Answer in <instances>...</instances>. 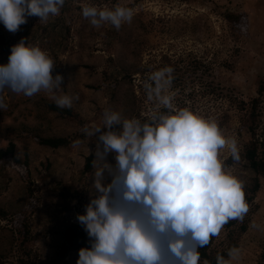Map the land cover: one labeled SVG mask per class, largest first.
Masks as SVG:
<instances>
[{
    "label": "rangeland",
    "instance_id": "1",
    "mask_svg": "<svg viewBox=\"0 0 264 264\" xmlns=\"http://www.w3.org/2000/svg\"><path fill=\"white\" fill-rule=\"evenodd\" d=\"M69 1L67 11L60 15L62 20L50 16L47 23H41L33 16L20 29L35 31L33 43L47 50L58 67L53 75L64 77L62 92L78 97L71 109L83 123L45 111L43 103L52 100L44 91L32 97L7 88L0 93L7 104V109L0 110V148L13 141L14 155L26 158L29 172L23 180L7 160L0 169V207L14 214L0 220V264H15L8 249L12 238L18 240L11 232V220L22 212L28 219L32 241L27 246L34 250L35 264H76L79 250L70 251L61 261L56 260L55 252L61 241L58 231L65 222L82 229L75 216L85 211L90 200L96 139L87 137L82 129L102 125L105 110L122 111L125 117L137 112L147 115L154 104L147 100L143 83L160 64L174 69V103L181 107L190 104L216 118L240 150L248 139L236 105L255 94L256 82L264 76V0ZM116 4L134 11L131 22L123 23L119 30L111 24L95 27L82 15V5L112 8ZM226 13L232 15L231 21ZM15 34L6 32L11 38ZM39 36L46 41L41 42ZM126 72L131 73L129 80ZM261 109L260 126L264 124V96ZM28 131L74 140L69 147L52 149L37 144ZM77 140L81 143L74 147ZM88 155L91 165L86 170ZM224 155L226 163L234 165L248 184L250 172L243 162L234 164L227 149ZM254 204L255 211L238 240L241 258L234 264H256L260 259L264 181ZM224 242L222 230L210 246L221 248Z\"/></svg>",
    "mask_w": 264,
    "mask_h": 264
},
{
    "label": "clouds",
    "instance_id": "2",
    "mask_svg": "<svg viewBox=\"0 0 264 264\" xmlns=\"http://www.w3.org/2000/svg\"><path fill=\"white\" fill-rule=\"evenodd\" d=\"M64 4L0 0V22L16 33L29 17L47 23L59 16ZM82 15L95 27L111 24L119 30L134 11L121 4L82 5ZM55 65L38 42L22 37L11 46L7 63L0 64V93L7 88L32 97L44 91L58 108H71L78 97L62 92L64 77L53 75ZM173 72L165 66L144 81L154 107L143 118L105 110L102 125L82 129L95 137L96 147L90 200L75 216L87 235L76 264H201L200 249L249 212L245 181L224 155L227 149L234 164L240 162L237 141L216 118L174 103ZM2 109L7 104L0 95ZM227 257L218 253L215 264H234L241 249L229 248Z\"/></svg>",
    "mask_w": 264,
    "mask_h": 264
},
{
    "label": "trees",
    "instance_id": "3",
    "mask_svg": "<svg viewBox=\"0 0 264 264\" xmlns=\"http://www.w3.org/2000/svg\"><path fill=\"white\" fill-rule=\"evenodd\" d=\"M70 1L65 0L61 12L67 11ZM60 15L53 17V20H62ZM225 17L231 21L233 18L230 13H226ZM236 19V18H235ZM9 32L2 22H0V64H5L10 55L11 46L18 43L20 39L28 38L29 41L34 42L35 31L30 28H24L16 32L13 38L6 36ZM40 37L41 42H45L46 38ZM169 64H160L159 69ZM171 67V66H170ZM55 68H58L55 66ZM142 73V72H141ZM174 74V72H173ZM130 72L124 73V76L130 79ZM264 96V76L257 80L255 94L250 96L247 100H239L236 109L240 112V122L244 130L248 134L247 141L243 144L240 155L243 167L248 170L249 183L245 184V196L249 203V212L242 222L230 221L224 226L222 230L225 231V242L221 248L211 247V241L206 248H201V263L203 260L210 261V264H215V257L219 253L227 259V250L233 246L238 247V240L240 235L247 229L250 217L255 211L256 204L254 198L259 191L261 183L264 181V124L260 126L262 120L261 102ZM45 111L55 112L59 117L70 119L75 124L83 123L80 116L73 112L71 108H58L53 101H45L43 103ZM143 118L146 115H140L138 112L134 115ZM27 135L37 144L46 146L48 148L69 147L74 138L72 136H56V135H40L33 131H28ZM12 165L16 172L23 178H28V163L26 158H17L14 155V143L9 140L4 148H0V169L3 168L5 161ZM46 165V164H45ZM91 165V155L86 157L84 168L88 170ZM14 214L9 213L4 208L0 207V220L6 217L11 218ZM11 232L17 235L16 241L14 234L12 238V245L8 247L11 251L13 263L15 264H35L34 250H31L27 245L32 241V236L28 224L27 216L22 212L11 220ZM61 241L55 252L56 260L61 261L70 251L79 250L87 244L86 233L75 223L65 222L58 231ZM15 239V240H14ZM212 240V239H211ZM16 241V242H15ZM260 259L256 264H260L264 260V244L260 248Z\"/></svg>",
    "mask_w": 264,
    "mask_h": 264
}]
</instances>
